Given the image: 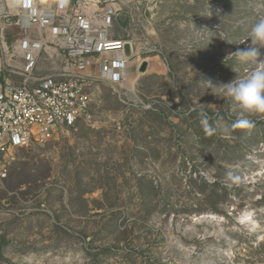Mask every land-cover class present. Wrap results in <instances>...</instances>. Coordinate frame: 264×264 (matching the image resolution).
Wrapping results in <instances>:
<instances>
[{"label":"rangeland","instance_id":"1","mask_svg":"<svg viewBox=\"0 0 264 264\" xmlns=\"http://www.w3.org/2000/svg\"><path fill=\"white\" fill-rule=\"evenodd\" d=\"M138 1L129 33L158 50L140 58L155 68L131 64L123 89L100 84L92 125L16 150L0 185V264H264V115L234 127L239 110L207 83L255 66L234 52L264 0ZM3 26L1 62V43L25 36Z\"/></svg>","mask_w":264,"mask_h":264},{"label":"built area","instance_id":"2","mask_svg":"<svg viewBox=\"0 0 264 264\" xmlns=\"http://www.w3.org/2000/svg\"><path fill=\"white\" fill-rule=\"evenodd\" d=\"M6 2L14 12L4 18L25 36L12 46L1 43L5 67L0 76V185L9 176L16 150L61 141L80 124L92 125L99 85L125 88L131 63L139 70L142 55L158 53L139 47L133 37H114L113 22L121 10L111 0ZM42 55L52 68L38 76ZM15 75L20 81L11 78ZM123 96L127 107V91ZM139 103L143 110L153 109Z\"/></svg>","mask_w":264,"mask_h":264},{"label":"clouds","instance_id":"3","mask_svg":"<svg viewBox=\"0 0 264 264\" xmlns=\"http://www.w3.org/2000/svg\"><path fill=\"white\" fill-rule=\"evenodd\" d=\"M250 44L245 48L237 49L234 53L246 62L255 65L247 74L237 75L227 83L212 85V91L219 97L232 101L239 110V117L234 127H253L248 119L251 115H264V58L261 49H264V19L255 23L249 33ZM216 89H219L217 94Z\"/></svg>","mask_w":264,"mask_h":264},{"label":"crops","instance_id":"4","mask_svg":"<svg viewBox=\"0 0 264 264\" xmlns=\"http://www.w3.org/2000/svg\"><path fill=\"white\" fill-rule=\"evenodd\" d=\"M111 1H112L111 3L114 5L115 8H117L118 10H121L119 18H115L114 22H113V29L112 30H113L114 37H116V38H126L128 36L132 37L131 34L129 33V31L132 30V22L133 21L136 22V20H137L136 18L138 16L135 15L134 11L137 10V8H136V7H138L137 4H139L140 2L138 0H136V2H135L136 6L134 8V6H131V2L134 0H111ZM149 3H150V1H149ZM10 10L14 12V7L11 8V6H10V9H9L6 0H0V28L2 27V29L4 27L3 26L4 21L6 20L7 23L10 21L9 19L4 18V15L7 14L8 12H10ZM135 22H134V24H135ZM158 59H159L158 57L154 56L150 60H153V62L158 63ZM135 63L136 62H132L131 64H135ZM45 64L51 67L50 62H45ZM40 65H41V62H40ZM4 67H5L4 62H1V59H0V76L1 77H2L1 72H2V70H4ZM132 67H134V65H132ZM150 68L152 70L155 68L154 65L152 64V61H150ZM39 69L40 68H38V70L36 72L38 76H40L38 74ZM134 69H136V67ZM3 73L7 74L5 71H3ZM11 78L14 79V81H16V82L20 81L19 76L15 75V76H12ZM8 79H9V77H8ZM0 242H1V238H0Z\"/></svg>","mask_w":264,"mask_h":264},{"label":"water","instance_id":"5","mask_svg":"<svg viewBox=\"0 0 264 264\" xmlns=\"http://www.w3.org/2000/svg\"><path fill=\"white\" fill-rule=\"evenodd\" d=\"M154 8H155V3L154 2L150 3L147 9V12L152 13ZM126 53L128 56H130L131 54V48L129 45H127ZM148 68H149V62L147 60H144L140 66V73L141 74L147 73Z\"/></svg>","mask_w":264,"mask_h":264},{"label":"trees","instance_id":"6","mask_svg":"<svg viewBox=\"0 0 264 264\" xmlns=\"http://www.w3.org/2000/svg\"><path fill=\"white\" fill-rule=\"evenodd\" d=\"M147 187V185H145ZM149 196V195H148Z\"/></svg>","mask_w":264,"mask_h":264}]
</instances>
